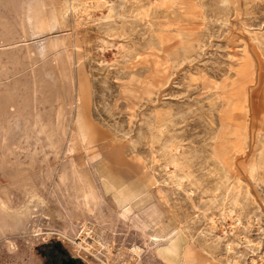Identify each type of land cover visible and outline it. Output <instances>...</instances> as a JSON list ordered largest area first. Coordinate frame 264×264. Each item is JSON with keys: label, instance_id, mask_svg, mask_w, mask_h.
I'll use <instances>...</instances> for the list:
<instances>
[{"label": "rangeland", "instance_id": "1", "mask_svg": "<svg viewBox=\"0 0 264 264\" xmlns=\"http://www.w3.org/2000/svg\"><path fill=\"white\" fill-rule=\"evenodd\" d=\"M0 200V264H264V0H0Z\"/></svg>", "mask_w": 264, "mask_h": 264}, {"label": "flooded vegetation", "instance_id": "2", "mask_svg": "<svg viewBox=\"0 0 264 264\" xmlns=\"http://www.w3.org/2000/svg\"><path fill=\"white\" fill-rule=\"evenodd\" d=\"M46 256L48 264H89L83 257L71 254L59 244L49 245Z\"/></svg>", "mask_w": 264, "mask_h": 264}, {"label": "bare ground", "instance_id": "3", "mask_svg": "<svg viewBox=\"0 0 264 264\" xmlns=\"http://www.w3.org/2000/svg\"><path fill=\"white\" fill-rule=\"evenodd\" d=\"M230 1L231 0H218V2L222 5V6H228L229 5V3H230ZM54 17V16H53ZM46 25V24H45ZM56 25V24H55ZM258 40V39H257ZM121 75V74H120ZM48 77H50V75L48 76ZM52 78V77H51ZM42 100V99H41ZM47 100V99H46ZM46 100H44L43 102H45ZM50 102V101H49ZM51 103V102H50ZM43 104V103H42ZM45 104V103H44ZM47 118V117H46ZM166 131V130H165ZM131 144V143H130ZM166 150V149H165ZM261 158V157H260ZM187 161V160H186ZM105 171V170H104ZM103 171V172H104ZM112 175V174H111ZM110 177V176H109ZM112 178V177H111ZM113 182V181H112ZM4 192V191H3ZM7 193V192H6ZM6 197V196H5ZM0 210H2L3 212H5V213H9L10 214V212H16V213H20V212H17L16 210H13L11 207H10V205H8L7 203H5L4 201H2V200H0ZM15 214V213H14ZM13 214V215H14ZM15 216H17V215H15ZM21 219V218H20ZM20 222V221H19ZM83 233H84V235L85 236H88V237H91L90 235H89V231H83ZM64 235V234H63ZM70 241V240H69ZM85 241V240H84ZM102 242V241H101ZM101 242H98V246L100 247L102 244H101ZM73 243V242H72ZM79 245V244H78ZM84 245V243L82 244L81 243V246L85 249V250H87V251H91V249H93V247L89 244L87 247H84L83 246ZM143 252V249L142 248H139V247H132L131 249H130V251H129V253L131 254V255H133V256H135L136 258H138V257H140V255H141V253ZM145 254V253H144Z\"/></svg>", "mask_w": 264, "mask_h": 264}]
</instances>
